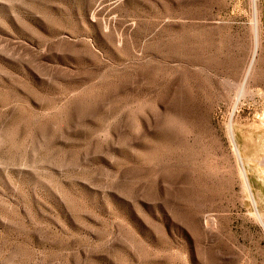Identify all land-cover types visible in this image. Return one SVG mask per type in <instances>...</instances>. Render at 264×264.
I'll use <instances>...</instances> for the list:
<instances>
[{
  "label": "rangeland",
  "instance_id": "374dc122",
  "mask_svg": "<svg viewBox=\"0 0 264 264\" xmlns=\"http://www.w3.org/2000/svg\"><path fill=\"white\" fill-rule=\"evenodd\" d=\"M263 122L264 0H0V264H264Z\"/></svg>",
  "mask_w": 264,
  "mask_h": 264
},
{
  "label": "bare ground",
  "instance_id": "6f19581e",
  "mask_svg": "<svg viewBox=\"0 0 264 264\" xmlns=\"http://www.w3.org/2000/svg\"><path fill=\"white\" fill-rule=\"evenodd\" d=\"M263 125H264V122H263ZM262 170V169H261Z\"/></svg>",
  "mask_w": 264,
  "mask_h": 264
}]
</instances>
